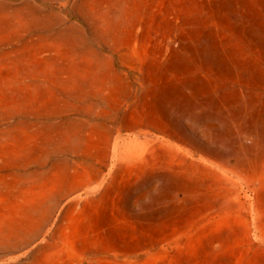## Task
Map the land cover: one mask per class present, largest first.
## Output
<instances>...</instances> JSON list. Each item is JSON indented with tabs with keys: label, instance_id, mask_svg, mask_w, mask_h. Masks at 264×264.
Wrapping results in <instances>:
<instances>
[{
	"label": "rangeland",
	"instance_id": "374dc122",
	"mask_svg": "<svg viewBox=\"0 0 264 264\" xmlns=\"http://www.w3.org/2000/svg\"><path fill=\"white\" fill-rule=\"evenodd\" d=\"M0 264H264V0H0Z\"/></svg>",
	"mask_w": 264,
	"mask_h": 264
}]
</instances>
